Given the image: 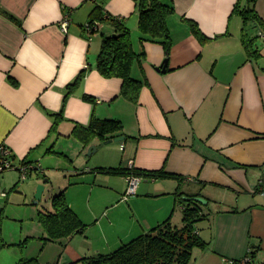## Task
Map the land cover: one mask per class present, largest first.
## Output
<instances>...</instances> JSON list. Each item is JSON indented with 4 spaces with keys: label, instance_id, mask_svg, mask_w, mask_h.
I'll use <instances>...</instances> for the list:
<instances>
[{
    "label": "crops",
    "instance_id": "obj_1",
    "mask_svg": "<svg viewBox=\"0 0 264 264\" xmlns=\"http://www.w3.org/2000/svg\"><path fill=\"white\" fill-rule=\"evenodd\" d=\"M236 1L163 0L172 8L165 60L162 45L139 42L138 0H0V145L11 149L16 166L35 167L23 182L17 170L0 177V188L7 191L0 200V264L29 258L9 246L32 239L34 232L7 240L5 213L28 205L45 182V206L33 201L23 213L51 212L52 197L64 192L86 228L42 243L43 264H71L112 252L172 214L177 223L179 186L186 196L207 201L202 205L207 218L198 229L207 247L195 248L192 264H231L253 253L262 261L264 32L256 24L247 27L257 52L248 57L242 19L233 13ZM95 5L120 19L131 32L133 49L144 52L132 69L133 77L147 82L136 103L120 95V78H105L96 69L102 38L114 28L101 22L97 33L85 31ZM254 8L264 22V0H256ZM191 22L203 38L194 34ZM163 64L164 72L158 70ZM92 116L121 121L123 139L88 155L102 142L93 139L85 146L73 131L88 126ZM130 161L140 172L164 169L183 181L145 177L136 195L123 201L126 176L98 169L125 168ZM56 172L64 178L59 183L53 181ZM79 185L86 196L74 195Z\"/></svg>",
    "mask_w": 264,
    "mask_h": 264
},
{
    "label": "trees",
    "instance_id": "obj_2",
    "mask_svg": "<svg viewBox=\"0 0 264 264\" xmlns=\"http://www.w3.org/2000/svg\"><path fill=\"white\" fill-rule=\"evenodd\" d=\"M255 1L247 0L245 6H240L239 0H237L233 8V13L242 19L241 42L248 57L256 56L257 52L252 48L253 39L250 38L247 27L256 24V27H260L264 32V22L254 8ZM96 2L97 0L93 3ZM171 12L172 8L163 3V0H138L139 42L162 45L165 51V60H168L171 50L170 34L166 25V18ZM4 13L10 19L13 18L6 12ZM94 21L109 22L114 28V34L102 38L96 62L97 71L105 78H120L122 80L120 95L128 101L136 103L141 88L147 85V82L145 79L139 80L133 77L132 69L135 63H141L144 52L137 53L133 49L130 30L120 19L107 13L101 5H95L93 9L89 22ZM191 28L199 39L203 38L195 23L191 22ZM83 99L88 102L93 101L89 96H83ZM122 131L121 121L97 119L92 116L88 126H78L73 133L87 146L93 139L103 143L119 138ZM25 164L30 163L26 162ZM98 170L126 177L133 174L141 178H171L183 181L180 177L168 173L164 169L154 172H140L135 168L129 170L127 167ZM175 196L177 206L181 208L180 219L177 223L172 214L147 233L122 244L112 252L86 256L71 264H192L193 250L195 248L203 250L207 247V243L199 235L197 229V224L206 220L207 215L202 211V204L193 200L196 195L186 196L180 191L179 186ZM51 206V212L38 213V221L45 231V238L41 239L43 244L59 242L85 230L86 225L68 207L64 192L52 197ZM255 254L253 253L252 257L242 260H233L232 264H264V259L258 263L255 261ZM18 264H38V261L36 258H31L22 260Z\"/></svg>",
    "mask_w": 264,
    "mask_h": 264
},
{
    "label": "rangeland",
    "instance_id": "obj_3",
    "mask_svg": "<svg viewBox=\"0 0 264 264\" xmlns=\"http://www.w3.org/2000/svg\"><path fill=\"white\" fill-rule=\"evenodd\" d=\"M95 156H97V155L91 156V162L92 163L94 161ZM74 165H76V164L75 163L71 164V167L73 168ZM77 167L79 168V170H81V167L79 165H77ZM79 177H80V175H79ZM62 180H64L63 175L60 174L59 172H56L53 174V181L55 183H59ZM24 183H26V182H24ZM76 187H77L76 190H74V192H73L74 195H78V197H79L82 195L86 196L88 194L84 185H79ZM45 194H42V195H45ZM33 201H34V199H29L28 205H17L14 208H12L13 210L11 213H5L4 230H5V236H6L7 240H10V239L19 240L20 235H27V234H29V232H34L35 236L32 237V239L22 240V243H23V244H21L22 247H21V245H18V243H16L17 245L9 246V247H12V249H14V250H11V251H16V253H18L17 251H22L23 254H27V256H29L28 259L36 257L38 264H43V258L41 255L43 241L41 239L43 236L42 233H44L43 232L44 228L40 224V222L38 221V216H37L38 213H23V212H26V210L31 207L30 204ZM41 204L45 206V201H44L43 196H41V200L38 203L39 208H41ZM201 222H199V223H201ZM199 223L197 224V229H199L201 227V225H199ZM56 246H58V244H56ZM197 249H199V248H197ZM197 249H194L193 251H195ZM59 254H60V252H59ZM59 254L57 255V257L59 256ZM256 262L258 263L260 261H256Z\"/></svg>",
    "mask_w": 264,
    "mask_h": 264
},
{
    "label": "built area",
    "instance_id": "obj_4",
    "mask_svg": "<svg viewBox=\"0 0 264 264\" xmlns=\"http://www.w3.org/2000/svg\"><path fill=\"white\" fill-rule=\"evenodd\" d=\"M94 2L95 0H90ZM67 26L68 22L67 20H63L61 22V28L63 31H67ZM102 24L98 21L94 22H88L85 25V31L88 34H94L97 33ZM127 168L129 170L133 169V162L130 161ZM35 169V167L32 164H21L19 166H16L14 164V159H13V152L11 151L10 148H8L6 145H0V177L3 173L9 171V170H17L20 173V182L25 181L29 174ZM142 178L140 176H136L133 174H130L126 177L127 181V186H126V191L123 194L122 200L126 201L129 197L136 195L137 187L139 183L141 182ZM7 196V191L2 190L0 188V200H4ZM246 261V260H245ZM243 261V262H245ZM249 262V258L247 259ZM232 264V262H230Z\"/></svg>",
    "mask_w": 264,
    "mask_h": 264
},
{
    "label": "water",
    "instance_id": "obj_5",
    "mask_svg": "<svg viewBox=\"0 0 264 264\" xmlns=\"http://www.w3.org/2000/svg\"><path fill=\"white\" fill-rule=\"evenodd\" d=\"M165 67H166V64H163V66L159 67L158 70L164 72L165 71ZM122 139L123 138L120 137V138H116L114 140H109L107 142H103V143H101V144H99L97 146H92V147L89 148L88 155L93 154L99 147H101L105 143H111L112 141H121ZM45 183H41V184H39L37 186L36 193L34 195V202L35 203H38L41 200V196H42V194L44 192V187H45L44 184ZM193 200L196 201V202L201 203L202 205H206L207 204V201L204 198H202V197H194Z\"/></svg>",
    "mask_w": 264,
    "mask_h": 264
}]
</instances>
